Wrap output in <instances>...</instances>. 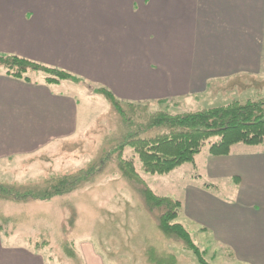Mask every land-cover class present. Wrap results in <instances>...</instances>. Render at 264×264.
<instances>
[{
  "label": "rangeland",
  "instance_id": "374dc122",
  "mask_svg": "<svg viewBox=\"0 0 264 264\" xmlns=\"http://www.w3.org/2000/svg\"><path fill=\"white\" fill-rule=\"evenodd\" d=\"M194 1L196 5L191 8L193 0H20L29 19L44 13L70 24L80 20L72 33H77L76 28L81 30V42L86 47L83 51H89L92 44L99 45L102 52L115 47L109 51L116 63L131 64L135 71L148 63L155 69L164 68L168 50L180 45L177 32L163 30L161 25H174V20L181 18L208 24L212 21L213 45L209 37L208 45L213 49L208 48L207 55L215 68L213 79H208V90L198 97L134 101L110 89L119 99V107L98 91L104 87L102 83L93 84L76 75L75 79H65L71 81L57 88L79 103L80 130L74 138L63 142L53 156L44 154L21 164L16 160L0 163V185L4 187V191L0 189V226L9 237L7 243L41 253L48 264H85L82 253L99 254L105 264H245L230 246L220 244L181 211L171 223L187 229L194 249L176 235L164 236L159 227L165 209L159 207L158 200L184 201L190 186L210 184V192L224 200L230 198L232 204L237 202L232 191L223 186L226 182L233 186L234 182L208 174L210 144L218 137L208 140L195 161L164 173L147 171L139 152L149 151L148 145H140L139 140L151 141L166 131L152 124L161 111L179 114L264 97V33L259 69L217 67L225 62L221 59L231 60L237 55L235 46L240 38L231 32L225 34V28L242 15L243 2L235 0L238 4L230 6L228 0L232 9L229 17L220 15L227 6L222 0ZM251 3L263 30L264 0ZM212 4L219 6L215 7L219 14H207L206 8ZM73 39L77 42L79 38ZM226 47L233 51L227 53ZM38 63L48 68H28L21 79L37 83L61 80L57 69L62 68ZM0 67L5 68L2 64ZM3 69L0 74L8 71ZM253 72L259 74L254 76ZM150 74L157 76L152 70ZM248 148L264 152V144ZM147 160L158 167L154 157L149 155ZM159 258L161 261H157Z\"/></svg>",
  "mask_w": 264,
  "mask_h": 264
},
{
  "label": "crops",
  "instance_id": "0c3cea01",
  "mask_svg": "<svg viewBox=\"0 0 264 264\" xmlns=\"http://www.w3.org/2000/svg\"><path fill=\"white\" fill-rule=\"evenodd\" d=\"M222 1L227 6L222 8L220 15L226 13L231 17L229 1L230 6H236L238 2ZM241 1L242 15L236 19L239 22L233 19L231 26L225 28V34L231 32L234 37L240 38V44L235 46L238 48L237 55L232 56L231 60L227 57L221 59L225 62L217 66L219 69L226 70L233 66L257 70L261 65L259 59L264 29L256 19L254 7L252 9L251 1L255 0ZM19 4L20 0H0L2 54H16L62 68L74 76H84L93 84L100 82L117 96L134 101L198 97L213 79L214 62L208 61L207 55L208 48L213 49L209 47L213 38L212 21L208 24L181 18L174 20V25H161V28H165L163 30L168 28L172 33L177 32L180 37L177 43L181 39L180 45L168 50L164 68L157 66L155 69L148 63L145 67L136 65L140 68L135 71L131 64L116 63V57H112L109 51L115 50V47L102 52L99 45L93 47L92 44L89 51H83L86 47L84 41L81 44V30L76 28L77 33L73 34L74 26H80V20L72 25L67 20L55 19L44 13L29 19L23 14L26 5ZM191 5V8L195 7L194 0ZM215 7L219 8L214 4L209 5L207 14H219ZM129 26L135 27L130 23ZM75 37L79 38L77 42L73 39ZM164 37L167 38L166 35ZM227 48V53L233 51ZM150 70L157 76H152ZM258 74L253 72L252 75ZM66 81L71 80L37 83L32 79L28 82L0 74V163L16 160L21 164L44 154L53 156L63 142L74 138L80 130L79 103L75 97L57 88ZM88 86L86 88L90 89ZM247 147L237 144L229 155H210L208 160L211 178L220 177L234 182L233 186L229 182L223 186L232 191L237 202L232 204L230 198L224 200L203 186H190L185 190V200H182L183 213L211 233L220 244L230 246L239 261L264 264V152ZM5 239L9 237L0 229V264H48L41 253L9 244ZM82 258L85 264H105L102 256L96 253H82Z\"/></svg>",
  "mask_w": 264,
  "mask_h": 264
},
{
  "label": "trees",
  "instance_id": "16d2710c",
  "mask_svg": "<svg viewBox=\"0 0 264 264\" xmlns=\"http://www.w3.org/2000/svg\"><path fill=\"white\" fill-rule=\"evenodd\" d=\"M0 64L8 68L7 71L0 67L5 75L16 79H21L28 68L33 70L39 66L48 68L16 54H0ZM57 70L61 80L75 78L72 73L64 69ZM61 80L56 82L47 80V83H58ZM26 81L30 82L31 79L26 78ZM98 91L104 94L115 107H119L120 104L117 103L119 99L108 88L101 87ZM152 124L161 126L166 131L158 134L151 141L139 140L140 145L147 144L149 148V151L143 152L141 149L139 152L147 171L164 173L176 166L195 161L196 155L214 136L218 137V140L210 144L209 153L212 156L229 155L233 146L237 144L252 147L264 144V97L245 102L234 101L222 106L179 114L161 111L153 117ZM149 155L154 157L156 161L154 165L158 167L149 165L147 160ZM203 188L210 189L211 185L205 184ZM0 189L3 190L4 187L0 185ZM58 191L56 193H59ZM158 201L159 207L165 209L159 224L160 231L164 236L176 235L179 240L194 249L187 229L180 223H171L178 217L179 211L183 212V201L169 199ZM0 229H2L1 226Z\"/></svg>",
  "mask_w": 264,
  "mask_h": 264
}]
</instances>
